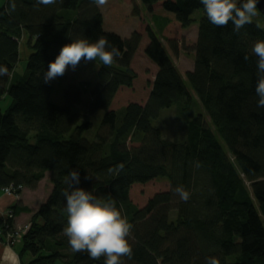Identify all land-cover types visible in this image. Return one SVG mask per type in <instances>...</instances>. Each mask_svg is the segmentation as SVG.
Returning a JSON list of instances; mask_svg holds the SVG:
<instances>
[{"label":"trees","instance_id":"16d2710c","mask_svg":"<svg viewBox=\"0 0 264 264\" xmlns=\"http://www.w3.org/2000/svg\"><path fill=\"white\" fill-rule=\"evenodd\" d=\"M139 1L149 12L174 14L161 29L163 35L170 26L169 36L155 33L136 0L133 14L141 21L126 38L104 30L93 0H6L0 6V65L9 70L0 77V99H11L0 108V190L21 186L22 195L24 187L36 188L50 173L48 195L20 243V255L29 252L32 264H103V257L74 253L63 232V193L69 190L64 180L78 171L79 187L114 200L132 225L133 255L122 257V264H206L208 257L218 264H264V108L257 106V57L251 52L264 41V23L251 22L237 32L231 22L211 24L199 0ZM197 10L203 16L194 68L186 76L212 127L203 114L187 116L185 139L172 141L152 120L177 104L185 106L183 114L191 109L192 94L175 63L181 52L176 32L195 25ZM27 36L33 51L20 75L16 65ZM101 37L120 56L100 66L91 90L87 112L104 113L91 141L84 133L93 122L73 112L90 84L71 85L59 105L51 101L56 78L45 83L43 73L72 40ZM139 56L149 65L142 70ZM177 186L190 192L187 202L176 195Z\"/></svg>","mask_w":264,"mask_h":264},{"label":"clouds","instance_id":"9594fccd","mask_svg":"<svg viewBox=\"0 0 264 264\" xmlns=\"http://www.w3.org/2000/svg\"><path fill=\"white\" fill-rule=\"evenodd\" d=\"M99 7L106 0H93ZM203 5L209 22L215 26H226L231 22L234 31H239L252 22L258 15L260 0H199ZM40 5H51L56 0H37ZM252 54L257 57V81L255 93L258 97L257 106L264 108V41L256 42ZM120 56L117 48L101 37L95 42L87 39L72 40L64 45L55 60L48 64L43 73L45 83L63 76L69 69H75L84 61H99L104 66H110L115 58ZM245 56V59H248ZM9 74L6 66L0 65V77ZM87 178V177H86ZM69 190L63 195L66 201L67 224L64 235L74 253L86 252L92 259L104 258L103 264H122V257L132 258L133 249L130 243L132 225L122 215L114 200H106L93 195L90 191L79 187L80 172L72 171L64 180ZM176 195L182 201L190 199V192L183 186L175 188ZM206 264H218L215 257H208Z\"/></svg>","mask_w":264,"mask_h":264},{"label":"rangeland","instance_id":"374dc122","mask_svg":"<svg viewBox=\"0 0 264 264\" xmlns=\"http://www.w3.org/2000/svg\"><path fill=\"white\" fill-rule=\"evenodd\" d=\"M133 4L135 0H132ZM137 1V5L142 9V15L145 18V21L149 22L155 31V33L160 37H167L170 35V26L166 28L164 34L162 35V26L164 25L165 18L169 17L171 19L174 18V14L167 12L163 9H159L155 12H149L144 6H141L139 0ZM6 0H0V6L3 5ZM133 4H130L129 0H106V3L101 7L104 12L105 22H104V30L107 32H114L118 35L126 38L129 37L135 30L138 29L141 19L133 14ZM203 16L202 10H197L193 17L197 20L195 25H192L189 28L179 29L176 33L178 35V40L181 45V52L179 58L175 59L176 66L179 68L180 72L185 77V83L192 94V106L188 113H181L180 109H183L184 105H174L171 108L163 109L160 112V115L157 119L152 120V124L161 129L165 138L170 139L172 141H181L184 140L185 128L187 116L192 118L198 114H203L207 124L212 127L210 122V118L207 116V113L200 103L198 97L196 96L191 83L187 79L186 73L187 71H191L194 68V57H195V45L197 40L198 28H199V20ZM252 22L256 23L259 26H263V17L258 12V15L255 16ZM174 34V32H172ZM163 37V38H165ZM162 38L163 43L165 44V40ZM24 40V39H23ZM29 37L27 36L25 41L20 44V57L18 64L16 65V71L20 75H25L27 72L28 58L33 51L29 46ZM144 46L141 47L145 48ZM166 46V44H165ZM167 47V46H166ZM139 68L144 69L146 60L139 56L137 59ZM102 64L97 61H84L83 59L78 64L75 69L69 68L63 76H59L55 79L54 87L51 93V101L55 104L64 105L65 104V90L69 88L71 85H80L83 82H87L90 84L89 88L83 93L81 104L77 105L73 112L82 113L86 115L85 120H91L93 122V128L89 129L84 133V137L88 140H95V135L97 128L103 118V111H97L93 114L87 112L88 105L92 101L91 90L96 86L99 80V69ZM149 66V65H147ZM11 104V99L9 97L0 99V108L5 110ZM118 108V107H117ZM119 108H122L120 106ZM87 112V113H86ZM214 129V127H213ZM217 137L220 142L225 145L224 140L221 138L218 132ZM33 142V141H32ZM43 186L47 188L50 187V173L47 172L45 179L43 180ZM22 197V195H21ZM21 199V198H20ZM20 199L18 201H20ZM173 207L175 203L173 202ZM173 213L174 210H173ZM174 215L172 214V217ZM10 248V247H9ZM13 249V248H11Z\"/></svg>","mask_w":264,"mask_h":264},{"label":"crops","instance_id":"0c3cea01","mask_svg":"<svg viewBox=\"0 0 264 264\" xmlns=\"http://www.w3.org/2000/svg\"><path fill=\"white\" fill-rule=\"evenodd\" d=\"M99 8L103 14L105 22L104 12L100 6ZM43 180L38 183L36 188L24 187L20 201L13 196L4 194L0 190V209L5 210L7 208H15L17 212L14 222L15 226L31 224L34 214L43 204L49 192V188L42 185ZM21 248L22 244L20 243L13 249L9 248L4 243H0V264H27L32 262L35 259L34 256L29 252L20 255ZM54 264H63V262L58 260Z\"/></svg>","mask_w":264,"mask_h":264},{"label":"built area","instance_id":"2783aa9c","mask_svg":"<svg viewBox=\"0 0 264 264\" xmlns=\"http://www.w3.org/2000/svg\"><path fill=\"white\" fill-rule=\"evenodd\" d=\"M21 190V186L19 187V189H15L13 187H7L2 189L5 194L13 196L17 200L21 198ZM15 217L16 216L14 214L13 208H7L5 210L0 209V220H2V222L4 223V228H0V243H4L10 248H14L17 244L21 243L23 237L26 235V233L31 227V224L15 226Z\"/></svg>","mask_w":264,"mask_h":264},{"label":"water","instance_id":"95a60500","mask_svg":"<svg viewBox=\"0 0 264 264\" xmlns=\"http://www.w3.org/2000/svg\"><path fill=\"white\" fill-rule=\"evenodd\" d=\"M257 8L261 12V14L264 16V0H260V3L258 4Z\"/></svg>","mask_w":264,"mask_h":264},{"label":"bare ground","instance_id":"6f19581e","mask_svg":"<svg viewBox=\"0 0 264 264\" xmlns=\"http://www.w3.org/2000/svg\"><path fill=\"white\" fill-rule=\"evenodd\" d=\"M262 15V14H261Z\"/></svg>","mask_w":264,"mask_h":264}]
</instances>
